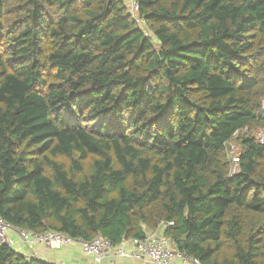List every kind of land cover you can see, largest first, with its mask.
<instances>
[{
    "label": "trees",
    "instance_id": "1",
    "mask_svg": "<svg viewBox=\"0 0 264 264\" xmlns=\"http://www.w3.org/2000/svg\"><path fill=\"white\" fill-rule=\"evenodd\" d=\"M138 3L150 37L128 0H0V218L264 264V144L226 160L264 129V0Z\"/></svg>",
    "mask_w": 264,
    "mask_h": 264
},
{
    "label": "built area",
    "instance_id": "2",
    "mask_svg": "<svg viewBox=\"0 0 264 264\" xmlns=\"http://www.w3.org/2000/svg\"><path fill=\"white\" fill-rule=\"evenodd\" d=\"M129 7L133 13H138V0H128ZM262 110L264 111V105ZM256 142L264 144V129L257 128L253 135ZM228 151L231 152L232 162L239 166L241 152L240 146H230L227 144ZM164 224L147 234L143 240L125 241L121 246L114 247L111 242L100 236L93 240L75 239L58 231H48L45 233H33L27 230H21L13 227L11 224L0 218V243L10 244L9 232H17L19 238L33 250L37 244L51 246L55 249H62L65 246L78 244L84 254L93 259V264H106V260L111 250H114L115 256L123 259H129L136 262H149L152 264H201L197 259L180 252L173 248L169 239L163 233ZM131 246V248H127Z\"/></svg>",
    "mask_w": 264,
    "mask_h": 264
},
{
    "label": "crops",
    "instance_id": "3",
    "mask_svg": "<svg viewBox=\"0 0 264 264\" xmlns=\"http://www.w3.org/2000/svg\"><path fill=\"white\" fill-rule=\"evenodd\" d=\"M150 231L148 232V234ZM10 246L28 258L37 259L48 264H93V259L88 257L82 251L78 244L68 245L62 249H55L51 246L37 244L31 250L18 236L17 232H9ZM127 248H131L128 246ZM106 264H152L149 262H136L129 259H123L115 256L114 250H111L106 260Z\"/></svg>",
    "mask_w": 264,
    "mask_h": 264
},
{
    "label": "rangeland",
    "instance_id": "4",
    "mask_svg": "<svg viewBox=\"0 0 264 264\" xmlns=\"http://www.w3.org/2000/svg\"><path fill=\"white\" fill-rule=\"evenodd\" d=\"M131 10V9H129ZM133 16L135 18L138 19V13H133V11L131 10ZM138 24H139V27L142 28L145 32H146V35L147 36H152V33L150 32V30L145 26V24L138 19ZM264 102V101H263ZM257 131V128L254 129L253 131H250V130H242V131H239L238 134L236 135V137H234L231 141H230V146H236V147H239L240 146V152L242 153V145L240 143V137L243 136V135H254ZM254 137V136H253ZM233 150H230L228 151V155L226 157V160H227V163H229V166H230V170H231V173L233 174H236L239 172V166H235L232 162V155H231V152ZM60 162H63L66 166H68L69 164V161L66 160V158H61L59 159ZM248 223L250 226H253L255 223H256V220H254V218L252 216H248ZM260 225V224H259Z\"/></svg>",
    "mask_w": 264,
    "mask_h": 264
}]
</instances>
